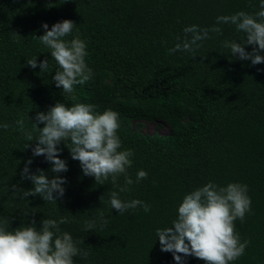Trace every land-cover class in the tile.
<instances>
[{
	"label": "trees",
	"instance_id": "1",
	"mask_svg": "<svg viewBox=\"0 0 264 264\" xmlns=\"http://www.w3.org/2000/svg\"><path fill=\"white\" fill-rule=\"evenodd\" d=\"M261 0H0V223L9 231L44 219L67 223L61 232L72 235L80 255L74 264H176L172 253L162 252L157 229L171 227L184 197L212 182L248 186L251 211L234 222L240 241H248L243 255L230 264H264V63L253 66L223 47L224 41L245 42L234 25L216 24L219 16L244 11L255 15ZM64 20L75 23L71 40L87 45L91 78L74 86L72 94L57 88L59 70L50 49L38 39ZM222 28L194 53L176 51L184 28ZM36 37V38H34ZM179 38V39H178ZM253 46H246L251 52ZM264 55V53H261ZM37 58L32 69L27 60ZM48 60L42 71L39 64ZM75 95L76 100L72 99ZM95 105L97 113H119L120 150H131L134 183L119 193L125 202L140 200L150 206L112 209L107 193L119 192L111 177L97 183L85 176L73 160L67 143L59 156L67 162L65 194L56 202L39 195L26 199L20 189L34 185L21 177L29 159L30 174L47 173L53 165L34 157L36 141L26 139L16 125L23 118L26 132L39 136L33 123L38 112L55 104ZM164 123L169 133L146 134L144 123ZM43 128V124H38ZM31 146L27 148L29 145ZM139 170L147 179L136 182ZM124 186V176L117 179ZM13 186H16L15 188ZM104 197V201H101ZM107 220L103 224L101 220ZM95 222L91 231L87 223ZM86 254V255H85ZM184 264H205L189 256Z\"/></svg>",
	"mask_w": 264,
	"mask_h": 264
},
{
	"label": "clouds",
	"instance_id": "2",
	"mask_svg": "<svg viewBox=\"0 0 264 264\" xmlns=\"http://www.w3.org/2000/svg\"><path fill=\"white\" fill-rule=\"evenodd\" d=\"M216 24H230L238 32L245 33V42L224 41L223 47L231 50L233 57L241 61H251L253 66L264 63V0H261L260 10L253 14L241 11L229 16H219ZM75 23L71 20L58 22L51 27L43 24L45 34L38 39L50 49L52 58L57 62L59 70L55 72L53 80L57 88L63 93L72 94L74 86L84 84L92 76V69L86 63L87 45L78 36L67 40ZM222 35V28L213 26L211 29H201L197 25L184 28V38L169 53L176 51L195 52L202 47V41L209 39V33ZM179 39V38H178ZM253 46L251 52L246 46ZM27 65L35 69L37 58L27 60ZM49 66L48 60L39 64L42 71ZM72 99L76 100L75 95ZM33 123L34 130L39 131L35 139L31 132L25 131L23 118L16 121L19 130L29 141H36L32 148L34 157L44 156L53 167L50 169L55 176L48 178L47 173L38 170L39 174H30L29 159L21 177L28 179L34 185L33 190L20 189L23 197L39 195L44 201L56 202L58 194L62 198L67 181L60 173L67 172V162L59 158L62 149L61 142L70 141L67 147L73 160L81 164L85 176L95 177L97 183L111 177L113 185L119 192L107 193L108 203L112 209L123 214L128 209L142 207L145 212L150 206L140 200L122 201L119 193L130 191L134 181L128 174L132 167L131 150H120L121 140L117 134L120 127L119 113L111 109L102 114L95 111V105L75 103L66 106L57 102L47 113L38 112ZM38 124H43L39 128ZM7 123L0 124V128L7 130ZM31 144L27 147L29 148ZM124 176V186L117 184L119 176ZM148 173L139 170L136 182L147 179ZM14 188L16 186H13ZM248 186L241 183H229L221 187L212 182L187 194L178 207V216L171 227L157 229L161 251L172 253L176 264H184V258L194 256L205 264H230L243 255L248 241H240L235 231L234 222L239 218L243 221L245 214L251 211V199L248 196ZM101 197V201H104ZM103 224L107 220L103 219ZM67 223L65 218L59 221L44 219L42 226L37 228L36 221L30 225L9 231L5 223H0V264H74V257L80 255L71 234L61 232L59 225ZM96 227L95 222L86 225L88 231ZM86 255V254H85Z\"/></svg>",
	"mask_w": 264,
	"mask_h": 264
},
{
	"label": "rangeland",
	"instance_id": "3",
	"mask_svg": "<svg viewBox=\"0 0 264 264\" xmlns=\"http://www.w3.org/2000/svg\"><path fill=\"white\" fill-rule=\"evenodd\" d=\"M143 132L146 134H154L158 133L161 135H165L169 133V128L164 123L157 122H146L144 123Z\"/></svg>",
	"mask_w": 264,
	"mask_h": 264
}]
</instances>
